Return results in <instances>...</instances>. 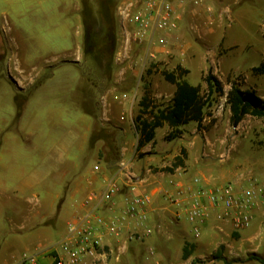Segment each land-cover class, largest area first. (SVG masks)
Instances as JSON below:
<instances>
[{"label": "rangeland", "instance_id": "374dc122", "mask_svg": "<svg viewBox=\"0 0 264 264\" xmlns=\"http://www.w3.org/2000/svg\"><path fill=\"white\" fill-rule=\"evenodd\" d=\"M70 1L45 0L44 4L37 6L40 10L35 7L36 11L31 12L30 6L13 0L10 7L12 17L6 21L12 26L25 25L22 29H10L16 37L23 34L26 38H35L30 47L40 51L36 56L41 58L34 61L40 76H17L21 72L20 58L11 62V79L6 82L0 78V128L3 135L16 136L19 134L17 129L26 134L32 124H35L39 135L56 138L73 135L76 128L86 127L80 120L90 118L89 113L93 117L89 133L93 159L96 164L113 166L121 151L117 123L128 120L134 98L136 110L146 92L150 93L154 106L164 108L171 103L175 92V85L166 79L165 74L175 72H186L185 77L205 94L207 84L204 78L212 70L222 81L225 94L215 95L203 128L199 130L189 125L185 135L187 142L195 135L199 136L197 157L204 165V171L198 176L203 181L208 179V184L264 185V118L247 115L235 127L227 103L231 82L239 83L243 89L255 92L264 100V65L260 71H253L252 68L264 64V0L259 4H255V0H210L214 12L194 8L192 3H188L180 29L171 35L170 52L161 53L157 59L147 57V45L135 40L131 34L133 28L123 25L119 13L121 5L131 2L138 5L139 0H91V5L86 0L84 56L73 64L72 61L64 64L54 59L53 52L72 47V28L66 27L72 25V7L65 4ZM244 7L255 9L257 13L240 26L235 23L232 12ZM243 17L247 18L248 14ZM0 18L4 20L3 16ZM59 24L61 27L57 26ZM230 28L232 33L236 32L234 37L239 39L231 45L226 42V39L230 40V35H221ZM34 87L36 92L30 98ZM125 92L130 99L120 97ZM28 102L30 105L26 110ZM19 105L24 111L22 116H18ZM106 111L109 119H105ZM165 132V127L158 129L156 140L159 144L164 143ZM33 145L34 141L22 138L17 141L14 138L7 146L11 160L17 159L20 164L30 160L21 158V154L32 152ZM187 155L186 150L181 151L183 163L180 165L185 166ZM195 159H191L193 166L196 165ZM22 168L24 171L28 166ZM12 174L16 178L18 170L14 169ZM17 181L12 178L11 186L0 187L2 242H7L14 234L12 221L14 224L22 221L29 206L35 207L27 200L34 196V190L16 194ZM256 213L262 218L256 227L252 228L253 219L251 225L245 228L249 232L233 234L228 247L233 264H263L251 257L264 258V203H260ZM67 226L68 220L57 218L51 226L47 244L58 247L67 233ZM4 253H0V257Z\"/></svg>", "mask_w": 264, "mask_h": 264}, {"label": "crops", "instance_id": "0c3cea01", "mask_svg": "<svg viewBox=\"0 0 264 264\" xmlns=\"http://www.w3.org/2000/svg\"><path fill=\"white\" fill-rule=\"evenodd\" d=\"M16 1L30 6L31 12L45 2V0ZM260 1L255 0V4H259ZM12 2L13 0H0V16L4 19L0 18V78L6 82L12 77L11 62L20 58L21 72L16 74L17 76H40L39 67L34 63L41 58L36 56L40 51L36 52L30 47V43H34L35 38H26L23 34L16 37L10 29L17 27L22 29L25 25L12 26L6 21L12 17L10 8ZM122 3L125 4V1ZM65 4L72 7V25H66L72 28V47L58 49L53 53L56 61L64 64L72 61L73 64L85 53L87 1L71 0ZM91 4L92 1L88 0V5ZM36 10H40V7ZM194 11L197 12L196 9H193ZM255 12L257 13L255 9L244 7L235 9L232 15L235 23L244 26ZM245 13L248 14L247 18L243 17ZM31 26L30 24L29 28ZM57 26L61 27L60 24ZM231 29L224 30L221 34L230 35V40L226 39L229 45L233 44L234 40L239 42V39L234 37L236 32L232 33ZM21 49L24 50L22 54ZM158 50L162 49L158 48ZM35 87L31 89L33 93L30 98L36 92ZM128 99H130L129 95L125 100ZM29 105L30 102L26 105V110ZM130 106L128 120L117 123L120 128L121 151L120 157L113 166L96 164L93 159L89 148L93 117L89 113L87 115L90 118L80 120L86 127L80 126L76 128L75 134L58 138L37 134L38 129L35 124L30 125L31 130L26 134L17 129L19 134L16 136L3 135V129L0 128V187H9L12 185V178L18 179L15 193L33 189L34 196L27 200L29 204L32 202L35 205V207L29 206L22 221L16 224L12 221L14 234L11 239L7 242L0 241V253H8L0 257V264H20L25 254L34 256L35 264H55L56 255L62 257L66 255L65 241L69 236V223L76 214L86 210L83 204L88 195L92 192H101L110 178L118 180L121 190L115 196L113 203L100 210L106 221L124 224L126 221L121 219L122 209L128 205L132 196L147 193L152 198L148 212V224L152 233L144 240H130L127 231L120 235L107 233L103 237L102 248L98 255L86 258L84 264H225L223 260L214 258L216 253L222 254L230 261L233 259L228 248L233 234H245L249 232L248 229L235 230L229 219L222 220L213 215L204 224L202 235L196 237L187 219V209L193 201L198 200L205 206H210L208 197L201 192V188L203 186L213 188L219 185L208 184L210 183L208 179L203 181L202 177L198 176L204 171V165L197 157L199 136L195 135L190 142L186 141L185 136L188 126L194 125L192 128H196L197 123L190 122L183 125L181 127L183 133L173 140L166 139L171 127L165 124L159 127L166 128L163 135L164 143L159 144L156 140L159 129L157 128L154 139L139 146L140 133L135 120L140 106L136 110L135 98ZM104 114L105 119H109L107 111ZM19 137L35 143L32 152L21 154V158L30 159H24L22 164L17 163V159L12 161L10 151L7 149L9 143L14 138L18 141ZM183 149L188 153V157L184 160L185 166H175L176 158L181 157ZM192 157L196 158L195 166L191 163ZM26 165L28 168L23 171L22 167ZM14 169L19 173L16 178L12 174ZM196 178H199L201 183H196ZM179 190L182 191L180 195ZM259 206L255 210L252 228L262 221L256 213ZM57 218L68 220V226L67 233L59 242V246L55 247L47 242L51 237V226L55 221L57 222ZM186 249L189 253L187 256Z\"/></svg>", "mask_w": 264, "mask_h": 264}, {"label": "built area", "instance_id": "2783aa9c", "mask_svg": "<svg viewBox=\"0 0 264 264\" xmlns=\"http://www.w3.org/2000/svg\"><path fill=\"white\" fill-rule=\"evenodd\" d=\"M188 3L194 8L214 12L210 0H139L138 5H121L119 13L123 25L133 28L135 40L147 45V57L157 59L161 53H169L171 35L180 29L183 11ZM161 48L162 50H158ZM123 98L128 94L123 93ZM196 183H201L199 178ZM121 190L116 178H110L101 192H92L84 201L86 210L76 214L69 223V236L65 241L66 255H56L55 264H84L86 258L96 257L102 248L105 234L120 235L129 233V239L144 240L152 233L148 224V212L152 198L147 193L132 196L131 201L122 209L119 222L106 221L100 210L113 203ZM210 203L207 207L200 201H193L187 209V219L192 225L193 233L200 237L203 226L209 218L216 215L219 219H229L235 230H242L251 225L256 208L264 203V185L254 183L239 186L226 183L213 188H201ZM182 194V191H178ZM127 226V227H126ZM72 240L74 246L72 247ZM35 264L36 258L25 254L21 264Z\"/></svg>", "mask_w": 264, "mask_h": 264}, {"label": "trees", "instance_id": "16d2710c", "mask_svg": "<svg viewBox=\"0 0 264 264\" xmlns=\"http://www.w3.org/2000/svg\"><path fill=\"white\" fill-rule=\"evenodd\" d=\"M264 64L256 66L253 71H260ZM182 71V70H181ZM186 72L166 73V79L175 85V92L171 103L164 108L154 106V101L149 92H146L139 101V114L136 117V127L140 133L139 146L154 139L156 129L168 124L171 131L166 138L173 140L183 133L181 127L190 122H196L199 130L203 128V122L207 115V110L215 101V95H224L225 89L220 78L212 71L206 74L204 80L207 84V91L202 94L199 86L192 84L186 77ZM232 87L227 93V103L231 109L232 125L237 127L245 116L251 115L257 118H264V100L255 92L245 90L237 82H231ZM18 116L21 115L22 108L18 107ZM185 152V149L183 150ZM183 163L178 157L175 166ZM187 252L185 255L187 256ZM214 258L223 260L225 264H232L222 254L216 253ZM264 264V258L252 256Z\"/></svg>", "mask_w": 264, "mask_h": 264}]
</instances>
